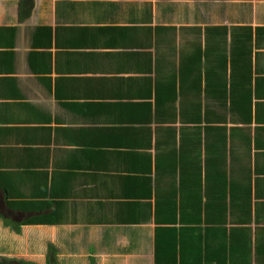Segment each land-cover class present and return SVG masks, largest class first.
I'll return each instance as SVG.
<instances>
[{"label": "crops", "instance_id": "crops-1", "mask_svg": "<svg viewBox=\"0 0 264 264\" xmlns=\"http://www.w3.org/2000/svg\"><path fill=\"white\" fill-rule=\"evenodd\" d=\"M19 1L0 0V185L23 209L2 196L0 215L58 222L16 234L0 216V236L68 264H154L157 209L173 201L210 210L256 264L264 0H33L28 15ZM233 47L249 51L239 67ZM61 236L76 248L60 253Z\"/></svg>", "mask_w": 264, "mask_h": 264}, {"label": "trees", "instance_id": "trees-1", "mask_svg": "<svg viewBox=\"0 0 264 264\" xmlns=\"http://www.w3.org/2000/svg\"><path fill=\"white\" fill-rule=\"evenodd\" d=\"M33 7V0H20L19 10L23 11L24 15H28ZM50 32V28L44 27ZM36 33V32H35ZM37 31L34 38H37ZM223 45H219L218 49L221 50ZM223 52V49L222 51ZM249 55V51L243 52L240 48H232L230 52L231 65H238L237 59L241 55ZM206 61L209 59V54L206 53ZM219 58L226 60V54L223 52ZM201 60L200 55L197 58ZM223 61V68H226V61ZM206 66L207 63H205ZM183 176H186L184 169H181ZM2 190V191H1ZM3 201L11 210H22L18 203L11 204L8 198H22L21 194H14L9 191L7 186L0 185V202ZM173 201L167 207H159L155 221L158 225L154 231V264H251V250L250 246L246 243L245 247H240L236 250L233 241H230V234L224 227H214L210 218L212 213L205 211H191L185 209H176ZM171 207L169 208V206ZM1 212V209H0ZM194 212V216L192 214ZM1 217L3 215H0ZM4 225L16 233H20L21 225L27 224H54L58 222L57 219L45 215H39L19 221H10L11 218H5ZM10 219V220H9ZM223 219V220H222ZM220 221H226L224 217ZM10 221V222H9ZM203 224V225H202ZM226 225V224H224ZM222 226V225H218ZM228 233V235H227ZM219 235L220 238L215 237ZM245 249V253H244ZM243 251V252H242ZM257 248L255 257L256 264H264V255H262ZM46 264H57L54 256L53 246H48V253L46 254ZM0 264H35L25 261L23 259L15 258H0Z\"/></svg>", "mask_w": 264, "mask_h": 264}, {"label": "rangeland", "instance_id": "rangeland-1", "mask_svg": "<svg viewBox=\"0 0 264 264\" xmlns=\"http://www.w3.org/2000/svg\"><path fill=\"white\" fill-rule=\"evenodd\" d=\"M243 9L245 8L243 5H242ZM1 227H4L1 225L0 223V228ZM5 230H9L10 231V228L9 227H5ZM3 230L2 231V235L0 236V258L2 257H6V258H15V259H23L25 261H28L30 263H35V264H46V262L48 261L47 258H46V251L48 253V249H46V247L44 246V243H41V245L39 246H36V245H33V244H29L27 246H20V244H15L13 246V244H11V239L7 237L6 234H3L6 233V231ZM66 236H61L60 238H58V245L56 246V249H58L59 247V252L61 253V250L63 249L62 247H64L65 249V244L67 243V239H65ZM8 238V239H7ZM81 238V241L79 243H82L84 246L81 245L80 248H82V255H85L87 251V245L89 242H86V238L85 237H79ZM10 239V240H9ZM70 242L71 246L73 248H76V241L74 243H72L71 241H68ZM54 246V245H53ZM62 246V247H60ZM67 249V248H66ZM76 249H72L71 251H75ZM70 251V250H68ZM109 252V251H108ZM63 253V252H62ZM59 254V253H58ZM114 254V253H113ZM71 254L68 255V257L70 256ZM68 258H63V257H56V261H57V264H68Z\"/></svg>", "mask_w": 264, "mask_h": 264}]
</instances>
